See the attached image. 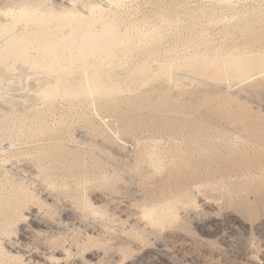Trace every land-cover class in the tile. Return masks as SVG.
<instances>
[{
  "label": "rangeland",
  "instance_id": "obj_1",
  "mask_svg": "<svg viewBox=\"0 0 264 264\" xmlns=\"http://www.w3.org/2000/svg\"><path fill=\"white\" fill-rule=\"evenodd\" d=\"M23 6L107 14L121 44L0 65V264H264V0H0L1 25ZM79 66L120 90L41 101Z\"/></svg>",
  "mask_w": 264,
  "mask_h": 264
},
{
  "label": "bare ground",
  "instance_id": "obj_2",
  "mask_svg": "<svg viewBox=\"0 0 264 264\" xmlns=\"http://www.w3.org/2000/svg\"><path fill=\"white\" fill-rule=\"evenodd\" d=\"M70 6H68L67 9H70L71 10L72 8ZM61 9H59V10H61ZM53 10H55V9H53ZM62 10H64V9H62ZM70 10H68V11H70ZM75 10H76V12H78L77 10L82 11L78 7ZM15 11H17V10H15ZM19 11H20V15L17 14L18 16H17V18H16L15 21L14 20L13 21H9V22H11L10 24L1 25L2 23L0 22V65H1V67L4 66V67L7 68L8 64H9V65H11L9 69H11V67L15 66V64L24 65V66L27 65V66H29L30 69L31 68H34L36 70L37 69H39V70L44 69V71L46 72V74L44 73L45 75H48V74L50 75L51 71L54 68L55 69H58L59 68L57 71H59V74L62 75V73L63 74L64 73L65 74L66 73H69V70H74V69L77 70L76 66H75V68L73 66V68L72 69H69V70H68V68H71L72 67L71 66L72 64L74 65V64L78 63V61L73 63V61H75V60H80L81 59L80 60V63H78V64L79 65H81V64L83 65V61L82 60H84L85 57H87L89 60H92V61L94 60V62H96L97 61L96 59H98V58H99V60L100 59L101 60H105V62L107 60L108 63H109V65H111L112 64V59H114L112 57L113 56V48H114V45L117 48H118V46L120 47V45H116V42L121 39L120 35H118L120 33V32L118 33V28L119 27H117V25L115 23H112L111 21L108 22L110 19L112 20L113 18L108 17L110 19L107 21V19H108V18H106L107 17L106 16L107 14L106 15L104 14L106 17H104V15H102L103 16L102 17L100 14H97V16L100 15L98 18H94V17L90 18V17H87L86 19H82V16L80 18L79 17V14H77L79 18L75 17L77 15H74L73 9L71 10V12H68V13L65 12V13H62V14L49 13V12L41 9L39 6H31L29 8L28 7H24L22 9H19ZM86 11H88V10L86 9ZM90 12H92V11H90ZM92 15H94V14L92 13ZM73 18H74V20H73ZM104 18H106V19H104ZM29 20L30 21L32 20L33 23H40V25H43V28H42V26H39L38 27L37 24H35V25L33 24L37 29L35 28L34 31H31L32 29L29 27L31 25V23H29ZM44 20H45V23L42 24L41 22L42 21L44 22ZM70 20H72V21H70ZM4 21H5V19H4ZM22 21H24V22H27L28 21V23L30 24L28 26L30 28V30H28V31L33 32L32 34H30V35L29 34H26V32H22L21 30H19V31H21L22 33L21 32H19V34L12 33L13 29L15 28V26L17 28L20 27L17 24L19 22H22ZM28 23H27V25H28ZM24 25H26V23ZM97 25L98 26L100 25L101 26L100 28L102 30L101 31H98L99 29H97L98 32H96V30H95V32L94 31L92 32V30L95 29L96 28L95 26H97ZM70 26L73 29L72 32L68 36H62L61 34H63V31H65V29H68L70 31V29H69ZM66 27H68V28H66ZM17 28H15V29H17ZM24 28L26 29V27H24ZM68 30H66V31L68 32ZM16 32H17V30H16ZM118 36H119V39H117ZM118 42L120 43V41H118ZM121 42H122V40H121ZM123 43H124V41H123ZM123 43H122V45H124ZM73 49H75L77 51L76 52L77 53L76 56L75 57H72V58H69L70 60H72L71 62L68 60L70 63H67L68 62L67 59H66L67 62H65V60H64L65 57L63 58V56H65V55L61 56V53L66 52L68 50H73ZM115 51H116V49H115ZM63 54H65V53H63ZM67 55H69V53ZM69 56H67V57H69ZM235 56H233V57H235ZM246 56H243V57H246ZM256 56H257V58H254L252 60H254V62H255V59H258V60H256V62L253 63L251 66L252 67L259 66L258 69H260L261 66H264V60H261L260 59V57H263L264 54L260 55L259 58H258L259 55H256ZM114 57H116V56L114 55ZM238 57L236 56L235 58H238ZM60 58H63L62 61H64L68 65L67 66L66 65L61 66L60 63H59L58 64L59 65L58 68L51 67L53 63L59 62V60H61ZM82 58H84V59H82ZM227 58L230 59L231 57L230 58L229 57H226V59ZM232 59H234V58H232ZM101 60H100V62H101ZM221 60L223 62V60H225V57L223 59H221ZM81 61H82V63H81ZM92 61H90V62H92ZM206 61L207 60H205V62ZM217 61H219V60L217 59ZM64 62H62V63L64 64ZM94 62H92V63H94ZM203 62H201V63H203ZM192 63H193V61H192ZM43 64L45 65L44 67H46V68H44L42 66ZM114 64H112V65H114ZM222 64L224 66V62ZM97 65L95 66L96 68H97ZM163 65L161 66V68L164 70V68L166 66L163 67ZM229 65L230 66L237 67L238 70L243 71L242 68H241V66H240L241 65V60H239V59H235V60L229 62ZM87 66H88V64H87ZM104 66H105V64H104ZM81 67L83 68V66H79L80 69H81ZM101 67H102V65H101ZM106 67H107V69H111L110 66H106ZM227 67H229V66H227ZM161 68H160V70H162ZM167 68H168V65H167V67L165 69H167ZM224 68H226V67H224ZM89 69H91L90 66H89ZM89 69L86 67V69L83 68L82 70L78 71V72H80V75L81 76H80L79 80L77 79L78 80L77 82L76 81L73 82L72 78H71V80L69 78V81H71V82L69 83L68 87L67 86H63L62 84H59L60 82L57 81L56 86H54V87H47V88L45 87V89H43L44 87L43 88L41 87L43 90L41 89V91H39V93H36V94L39 95V97L42 99V100L40 99L42 102L45 101L44 103H47V102L50 103L53 99H55L57 97H60V98L63 97V99H64V97H67V96H76V97L83 96V95L85 96L86 94H89V93H91V94L93 93L94 94V92L101 93V94H105V95L110 96L109 94L112 95L113 92H116L119 89V88L117 89V85L119 84V81H120V80L117 81V78L118 77L116 78V76L115 77L113 76V79L114 80H112L111 79L112 78L111 74H108V75H110L111 78L109 79V82L106 81L108 83L105 82V80L107 79L106 73H108L107 71L104 73V71H105L104 69L105 68L104 69L98 68L97 70H100V73H98V74L95 73V74H92L91 76L88 75V70ZM168 69H167V71H168ZM193 69H194V67H193ZM229 69H231V68H229ZM94 70H96V69H94ZM136 70H138V68ZM136 70H134V71H136ZM163 70L161 71L162 74H164V72L166 71V70H164V72H163ZM134 71H132V72H134ZM201 71H202V69H201ZM222 71H224V73H225V70H222ZM75 72H77V71H75ZM158 72H159V70H158ZM53 73H55V72H53ZM53 73H51V74L53 75ZM142 73H143L142 70H140L138 72V74H142ZM161 73H159V74H161ZM44 74L42 73L41 75L45 76ZM56 74L58 75V73H56ZM225 74H228V72H226ZM143 75L144 74H142V76ZM156 75H157V73H156ZM234 75H236V74H234ZM39 76H40V74H39ZM223 76H226V75H223ZM40 77H42V76H40ZM134 77H138V76L135 75ZM152 77H150V78H152ZM214 77H217V76H214ZM238 77L239 76H237V78ZM240 77H242V76H240ZM74 78L76 80V77H74ZM237 78H236V80H237ZM38 79H40V78H38ZM123 79L125 81L126 78L124 77ZM133 80L134 79L132 78L131 83L132 82L134 83V81H136L137 78H136V80H134V81ZM43 81L46 82V80H43ZM124 81H122V83ZM64 83H66V82H64ZM124 83H126V86L127 87L129 85H131V83L128 85V82H124ZM124 83L122 85H124ZM132 86H135V85H132ZM119 87H120V85H119ZM124 88L126 89V87H124ZM127 89H129V87ZM121 90H123V89L121 88ZM121 93L122 92L120 91V94ZM97 95H99V94H97ZM100 96H102V95H100ZM1 128L2 127H0V129ZM2 130L4 131V129H2ZM4 132H6V131H4ZM4 132H1V133H4ZM8 132L9 131H7V133ZM10 135H12V133ZM153 154L155 155L156 153H153ZM149 155H151V154H149ZM156 156L158 158V155H156ZM155 159H156V157H155Z\"/></svg>",
  "mask_w": 264,
  "mask_h": 264
}]
</instances>
